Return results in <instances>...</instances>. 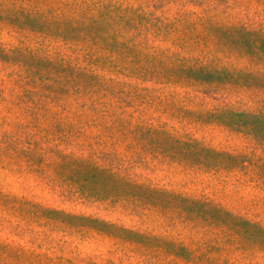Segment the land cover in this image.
<instances>
[{
  "label": "rangeland",
  "instance_id": "374dc122",
  "mask_svg": "<svg viewBox=\"0 0 264 264\" xmlns=\"http://www.w3.org/2000/svg\"><path fill=\"white\" fill-rule=\"evenodd\" d=\"M0 0V264H264V0Z\"/></svg>",
  "mask_w": 264,
  "mask_h": 264
},
{
  "label": "trees",
  "instance_id": "16d2710c",
  "mask_svg": "<svg viewBox=\"0 0 264 264\" xmlns=\"http://www.w3.org/2000/svg\"><path fill=\"white\" fill-rule=\"evenodd\" d=\"M172 2L174 5L180 6L179 8L181 9H183L186 4L185 0H173Z\"/></svg>",
  "mask_w": 264,
  "mask_h": 264
}]
</instances>
